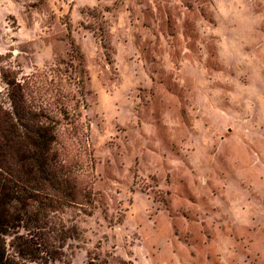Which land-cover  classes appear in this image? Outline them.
I'll use <instances>...</instances> for the list:
<instances>
[{"label": "rangeland", "instance_id": "rangeland-1", "mask_svg": "<svg viewBox=\"0 0 264 264\" xmlns=\"http://www.w3.org/2000/svg\"><path fill=\"white\" fill-rule=\"evenodd\" d=\"M31 75L95 163L53 264H264V0H0V91Z\"/></svg>", "mask_w": 264, "mask_h": 264}, {"label": "trees", "instance_id": "trees-1", "mask_svg": "<svg viewBox=\"0 0 264 264\" xmlns=\"http://www.w3.org/2000/svg\"><path fill=\"white\" fill-rule=\"evenodd\" d=\"M71 42V61L79 60L72 70H80L81 76L71 75L68 80L83 95L89 77L87 61ZM63 63L58 61L50 71L69 72L61 69ZM4 80L7 87L0 91V264H53L75 238L69 213L92 215L96 208L95 163L77 145L81 140L67 135L82 127L80 114L70 121L74 126L61 132L60 120L39 96L36 75ZM67 95L60 112L69 118V102L75 95Z\"/></svg>", "mask_w": 264, "mask_h": 264}]
</instances>
